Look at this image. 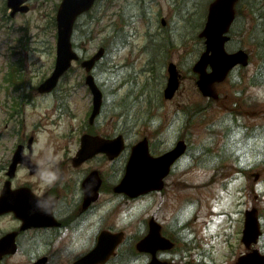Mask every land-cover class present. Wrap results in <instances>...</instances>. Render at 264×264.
<instances>
[{
  "label": "rangeland",
  "instance_id": "1",
  "mask_svg": "<svg viewBox=\"0 0 264 264\" xmlns=\"http://www.w3.org/2000/svg\"><path fill=\"white\" fill-rule=\"evenodd\" d=\"M59 1L30 0L31 9L28 12H18L11 16L10 9L6 6V0H0V101L4 97L1 86L11 85L9 82H11L12 73L8 72L11 64H14V68L17 70L22 68L26 74V79H31L30 83L40 82L52 73L56 62V49L54 46L57 39L55 37L56 28L52 22L55 18L56 4ZM137 1L100 0L99 5L88 16L82 17L80 28L75 31L73 36L78 52L84 56H90L93 52H96L102 42L107 47V53L102 62L95 68L94 73L101 89L107 91L108 104L94 130L101 135L116 131L122 119L118 114L114 115L113 111L123 110L126 112V110H129L132 112L133 117L131 123H139L136 134H153V139L156 140L159 138L157 131L154 130L156 124L159 130L164 131L163 137L167 140L166 146H170L178 138L185 137L190 142V154L183 157L179 163V171L176 172L178 175L176 178H182L183 181L169 187L167 196L163 199V207L164 209L167 208L165 211L169 212L171 218L178 215L177 212L182 211V222H185V226L192 231L194 236L197 235L199 229L205 244L210 242L212 233H219L218 237L212 238L216 244L215 260L217 264H237L236 256L241 251L246 250L240 238L242 234V227L238 222L241 216L240 210L253 205L260 207L257 193L261 191L264 185L258 183L252 173L260 171L262 169L260 167L264 164L258 167L255 166V153L247 150L240 143V141H243L238 139L241 136L240 133L234 135V139H238L237 147H244L248 152L247 162L245 163L248 173L245 177L239 173L238 176L234 175L237 169L235 167L238 166L239 162L233 158H228L222 161V164H230V175L224 178H216L215 181L208 183L206 180L212 176L211 168L194 163L199 159L193 160L191 154L196 149L199 150L202 146L200 144L204 142L218 156L223 152L221 149L226 140L223 137V131L219 129L220 126L216 122L221 120L222 115L227 110L234 113H237L236 110L242 111L244 116H239V118L245 123H255V117L249 116L247 113L251 107L255 108L253 105L258 101L257 106L264 107V87L259 85L249 87L244 95L237 98L238 94L237 96L233 95L229 79L223 85H220L221 98L218 101H214L209 109L199 113L193 111L190 115L191 109L187 104L200 103L206 98L198 90L196 86L197 76L192 72V64L200 55L199 52L195 53V50H200L201 42L198 43V40L192 36L184 38L188 35V31L198 32L201 28L195 31L189 23L186 28H183L182 19H184V22H199L206 12L205 16L202 17L204 20L208 13L210 0H190L186 2V5L184 0H177L178 8L176 2L172 0ZM182 3L185 5L182 7L183 11L180 8V5H183ZM259 3L261 14L264 15L262 7V5L264 6V0H260ZM125 5L127 7L124 13L131 20L135 13H142L145 7L147 11L152 12L155 23L152 30L154 32L153 36L164 37V35H167L166 32H173L172 41L175 45L169 51V57L165 58L162 55V50L156 56L152 55V57L147 53L150 48L144 51L143 48L148 41L147 35H149L147 33L149 27L145 21L137 19L133 20L130 25L121 24L123 17H125V15L120 16L122 14L121 7ZM139 7H141V11ZM246 8L241 19L233 27L235 33L229 44V48L237 49L238 45V47L245 48L250 52V64L235 72L237 79L244 83L247 81V77L254 74L263 62L260 60L262 58L259 56V46L254 43L255 34L252 36L250 30L257 20V14H254L248 5ZM257 12L259 13V11ZM94 16L98 20H93V24H91L90 19L92 20ZM162 18L167 22L165 26L161 23ZM262 22H264V19ZM162 28H166L168 31L162 30ZM176 34L178 35L177 39ZM123 38L125 42H119ZM168 61L176 63L182 80L180 91L169 100L165 99L163 94L158 96V93H156L160 86L158 82L164 81L161 82L162 88L167 82ZM149 72L157 74V76L154 74L156 80ZM86 74L81 62H74L69 72L61 78L62 82H65L68 87H71L69 86L70 79L79 83L78 89L74 91L73 97L70 98L74 114L63 116L60 122L54 123L52 121L58 118L54 115L51 116L54 117L53 119H39V117H45L46 108L50 107V103L53 104L52 99L48 101L38 99L37 109L34 107L28 108V119L24 123L32 128L35 123L42 121L41 126L45 129L40 132L42 137L40 143L51 141L52 136L55 141L65 140L62 134L68 140L69 135L73 133L72 127H76L82 118L86 116L93 98L92 93L90 94L86 90L87 85L84 81ZM125 78L127 79L125 86L120 88L116 96L113 95L112 88L118 87ZM81 83L82 87L80 88ZM72 85L76 84L73 83ZM243 86L238 87L241 89ZM154 87H156V90ZM130 94L132 95L127 98ZM138 96L143 101L138 100ZM156 97L158 100L155 99ZM237 100L241 102V105H238ZM200 106L195 105L194 107L198 109ZM11 127L12 125L6 126L4 117L0 119V131H2V139L5 145L11 142L7 134ZM169 133L171 134L168 136ZM76 135L74 134L73 137L76 138ZM251 147L250 149L253 150L252 142ZM235 149L236 146L231 148V145H229L228 147L229 152L234 151L236 153ZM102 163L104 169L107 170L109 161H102ZM205 164H209L207 160ZM214 168L216 169V167ZM262 176L264 178V172H262ZM230 177L231 181L228 182L227 180H230ZM226 181L227 183L224 184ZM201 182L203 185H197ZM242 184H248V187L242 186L243 196L241 197L239 187ZM155 201L156 206L159 207L160 198L156 197ZM148 203V198H141V200L132 201L128 205L120 204L118 210L121 211L114 217V220L119 226L122 225L129 234L136 230L137 224H140L142 229L143 218L152 213V211L146 209ZM109 206L111 204L105 205L103 209L106 210ZM230 211L234 212V216L237 217L236 221L233 214H231L233 219H229L228 212ZM207 225H209L208 228H206ZM194 242V245L197 246L198 241L195 240ZM257 245L262 249V240ZM235 250L236 255H234ZM26 257L17 254L12 260L14 264H23Z\"/></svg>",
  "mask_w": 264,
  "mask_h": 264
},
{
  "label": "flooded vegetation",
  "instance_id": "2",
  "mask_svg": "<svg viewBox=\"0 0 264 264\" xmlns=\"http://www.w3.org/2000/svg\"><path fill=\"white\" fill-rule=\"evenodd\" d=\"M40 84L41 82H22L1 86L4 97L0 101V119L4 117L6 126L12 127L7 131L11 139L8 145L4 144L0 131V242L5 239V243H0V264H14L12 258L17 254L27 256L23 264H149L151 261L154 264H217L216 244L212 238L218 237L219 233H212L210 242L205 244L199 229L194 236L185 226V222H182V211L171 218L169 212L165 211L167 208L163 207V199L167 196L169 187L183 181L182 178H176L182 157L176 159L169 172L164 175L162 189L133 195L121 188L128 174L131 154L138 141L147 137L150 153L161 156L176 146L180 138L166 146L164 131L159 130L155 123L154 130L159 137L156 140L153 139V134H136L137 124L126 119L119 122L116 131L105 134L111 139L123 136L120 138L124 141V148L115 157L104 153L80 156L78 153L82 149L84 134L94 135V126L99 122V119L94 122L91 119V105L86 116L76 127H72L73 133L69 135L68 140L62 134L65 140L55 141L52 136L51 141L40 143V132L45 129L41 126L42 121L35 123L32 128L24 123L28 119V108L37 109L38 99H52L53 104L50 103V107L46 108L45 117L39 119H53L51 116L54 115L58 118L52 123L60 122L63 116L74 114L70 98L78 89V85H72L70 82L71 87H68L65 82L59 80L52 90L42 92L39 89ZM241 85L244 86L240 89ZM256 85L264 87V75H250L245 83L237 80L231 85V89L234 96L238 94V98L240 94H245L249 87ZM237 101L238 105H241V102ZM258 102L253 105L255 108L251 107L249 112H246L255 117V123H245L239 118L242 115H236L237 126L244 131L238 139L243 140L240 143L247 150L255 153L256 167L264 164V107L257 106ZM74 134H77L76 138L73 137ZM249 140L253 141V150L250 149L252 147ZM200 145V149H196L191 157L193 160L199 159L194 163L211 168L212 176L206 181L211 183L216 178L230 175V164H222V161L229 158L228 152L221 149L223 152L218 156L205 142ZM245 148L237 147V152L233 153L237 154L233 159L239 162V167H235L238 169L234 172L235 176L239 173L245 177L248 173L245 164L248 152ZM206 160L210 166L205 164ZM102 161H109L107 170L104 169ZM260 168V171L255 172V180L264 185V165ZM146 178L151 179V176L132 175L129 181L135 185ZM227 181L230 182L231 177ZM242 186L248 187V184L239 187L241 197ZM257 194L260 207L255 206L263 230L261 237L264 248V186ZM156 197L160 198L159 207L156 206ZM141 198L149 199L146 209L152 213L143 218L142 229L140 224H137L136 230L129 234L122 225L119 226L114 217L121 211L118 210L120 204L128 205ZM108 204L111 206L104 210L103 207ZM249 209L251 206L240 210L242 217L240 216L238 222L242 228ZM231 214L236 221L237 217L232 211L228 212L229 219H233ZM153 223L158 225L162 235L170 238L174 244L170 247H158L154 253L149 250L142 251L138 248V241L150 233ZM208 227L209 225L206 226ZM120 231L124 232L120 244L106 260L104 236L107 232ZM195 240L198 241L197 246L194 245ZM14 244L17 249L11 251Z\"/></svg>",
  "mask_w": 264,
  "mask_h": 264
},
{
  "label": "water",
  "instance_id": "3",
  "mask_svg": "<svg viewBox=\"0 0 264 264\" xmlns=\"http://www.w3.org/2000/svg\"><path fill=\"white\" fill-rule=\"evenodd\" d=\"M26 0H9L8 4L13 7L12 14L17 11H26L29 9L27 5H23ZM95 0H63L60 3V7L57 12V27H58V41H57V57L54 72L48 76L46 80L43 81L41 86L42 90L48 91L54 87L59 81L60 76L66 72V70L71 66L74 59H79L78 54L72 48V38L71 35L74 29V23L78 18V14L88 10ZM238 0H216L212 2L209 6V15L207 19V24L205 28L201 31V36L206 37L205 43L207 44L206 50L200 56V59L194 64V69L199 73L198 86L203 91L205 95L217 96L214 84L216 82H223L227 78V74L231 68L237 63L248 64V53L243 50H238L233 53H228L225 49V41L229 38L225 35L228 32L233 18L235 16V3ZM104 53V48L102 47L97 53L82 62L83 66L87 71H91V68L95 63L101 59ZM211 66V71L207 70L208 66ZM169 80L165 90V96L167 98L172 97L179 86L178 68L173 63H169ZM87 81L90 84L91 90L94 92V108H93V118L98 114L102 105L103 92L98 87L96 80H94V75L91 73L87 75ZM93 143L84 142L83 148L80 150L79 154L85 155L88 153L89 148L86 149L85 144L88 147L96 146L97 151H107L109 154L117 153L114 152L112 147V141L109 139H104L99 136H95ZM84 141H87L84 140ZM146 140L138 144L133 152V156L128 164L129 171L128 174H134L139 171V163L141 160L148 159L150 164H144L143 168L148 171H159L156 177L151 180V186L148 189L154 187H161V180L163 175L169 170L172 162L185 150L186 145L182 141L170 152H167L161 158L153 159L149 157L148 145ZM162 170V171H161ZM148 181V180H147ZM132 193H137L136 191H131ZM253 213V210L251 211ZM258 219L257 216L251 215L250 221L246 223L244 239L249 244L253 240H257V234L259 232ZM150 235L142 238L138 244V248L141 250H156L158 247H170L172 243L166 238L160 236V231L158 226L152 224ZM115 236H117L115 238ZM121 234L110 235L105 234L104 244H105V255L106 258L110 256L115 250V247L119 243ZM14 245L12 250H16ZM92 255V254H91ZM90 255V256H91ZM242 264H264V257L255 250L254 253L241 258ZM153 264V263H151Z\"/></svg>",
  "mask_w": 264,
  "mask_h": 264
},
{
  "label": "trees",
  "instance_id": "4",
  "mask_svg": "<svg viewBox=\"0 0 264 264\" xmlns=\"http://www.w3.org/2000/svg\"><path fill=\"white\" fill-rule=\"evenodd\" d=\"M243 2H245V0L243 1ZM251 8H252V10L253 11H255L256 10V8H255V6H251ZM259 17V22L261 23V20L263 19L262 18V16H261V13H259V15H258ZM126 20H129L128 18H127V16H125V18H123V23H125L126 22ZM127 23H129V22H127ZM264 27V22L263 23H261L260 24V26L259 27ZM263 38H264V30H263ZM164 37H160V36H152V38L150 37V44L151 45H153L152 46V49L154 50V51H156V50H159V51H163V52H167V54H169L170 52L168 51L170 48L172 49V46L173 45H175L174 43H173V41H172V39H171V37L170 38H168V40H167V42H168V47H167V49H165V47H166V44H164ZM264 40V39H263ZM125 40H124V38L123 39H121V42L123 43ZM151 41H152V43H151ZM261 43H263V42H261ZM145 49L147 50V47H145ZM150 52V51H149ZM196 52H198V50H195V53ZM149 54H151V52L149 53Z\"/></svg>",
  "mask_w": 264,
  "mask_h": 264
},
{
  "label": "bare ground",
  "instance_id": "5",
  "mask_svg": "<svg viewBox=\"0 0 264 264\" xmlns=\"http://www.w3.org/2000/svg\"><path fill=\"white\" fill-rule=\"evenodd\" d=\"M215 249H216V248H215ZM149 251L152 252V253H154L156 250H154V251H153V250H149Z\"/></svg>",
  "mask_w": 264,
  "mask_h": 264
}]
</instances>
